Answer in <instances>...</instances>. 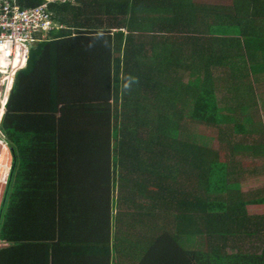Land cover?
I'll use <instances>...</instances> for the list:
<instances>
[{
	"label": "trees",
	"instance_id": "1",
	"mask_svg": "<svg viewBox=\"0 0 264 264\" xmlns=\"http://www.w3.org/2000/svg\"><path fill=\"white\" fill-rule=\"evenodd\" d=\"M50 10L63 28L31 49L1 121L12 163L0 264H264V214L248 213L264 190L240 186L264 135L230 134L262 124L248 112L264 78V0ZM218 86L231 95L221 104Z\"/></svg>",
	"mask_w": 264,
	"mask_h": 264
},
{
	"label": "built area",
	"instance_id": "2",
	"mask_svg": "<svg viewBox=\"0 0 264 264\" xmlns=\"http://www.w3.org/2000/svg\"><path fill=\"white\" fill-rule=\"evenodd\" d=\"M30 1V0H29ZM0 0V207L11 171V151L1 121L17 73L27 66L31 49L62 26L54 21L51 5L74 0Z\"/></svg>",
	"mask_w": 264,
	"mask_h": 264
},
{
	"label": "rangeland",
	"instance_id": "3",
	"mask_svg": "<svg viewBox=\"0 0 264 264\" xmlns=\"http://www.w3.org/2000/svg\"><path fill=\"white\" fill-rule=\"evenodd\" d=\"M217 70L219 72H221V70H219V69H217ZM217 70H215V71L213 70V73L215 74L214 76L219 77L220 74ZM187 80L188 79L185 78L184 82H186ZM252 87H253V90L257 96L256 102H258V105H257V108L252 110L250 113L248 112V115L251 114L252 116H254V115L258 114V116L260 117V119L262 121V124L261 125H259V124L247 125L246 124L245 127L247 129H252V128L255 129V132L250 134V135H247V134L242 135V134L230 132V134L233 138L232 140L234 142L249 143L252 140H259L260 141V137L262 135H264V78H260L258 80V82H256L255 85H252ZM226 91H227L226 87H223V88H220V86L216 87V99L220 104H221V101L224 100V98L231 97V95L225 94ZM203 130L206 133L205 136H207V137H211L210 136L211 133L214 132L213 128H207V129H203ZM187 137H188V140H190V141H196V142L199 141L198 143H201V144L208 143V140L206 138H202V136H199L197 134H191L190 133V134H188ZM222 139L224 141H226V139L224 137L219 136V140L217 138H214L213 142L210 140V143L212 144V146L214 148H219V146H222V144H223ZM225 149H227V150H225L223 152V154L227 153V155H228L229 154L228 147H226ZM240 162L243 163L242 166L240 167V169L242 168L243 170H247L245 175H243V177H241V179H240L241 191L245 194L246 193L248 194V193H258L259 191L264 190V167H263L264 166V158L261 161L260 159L258 160V159H253L252 157H249V158L241 159ZM252 162H253V165H251L249 167L244 166L246 163L250 164ZM248 213L251 215L252 214L262 215V214H264V206H251ZM112 239H114L113 234H112ZM195 245L191 244L190 242L185 243V246L188 248L195 247Z\"/></svg>",
	"mask_w": 264,
	"mask_h": 264
},
{
	"label": "clouds",
	"instance_id": "4",
	"mask_svg": "<svg viewBox=\"0 0 264 264\" xmlns=\"http://www.w3.org/2000/svg\"><path fill=\"white\" fill-rule=\"evenodd\" d=\"M73 3V2H72ZM61 26V25H60ZM62 28H63V26H62ZM61 29V28H60ZM11 163H12V159H11Z\"/></svg>",
	"mask_w": 264,
	"mask_h": 264
},
{
	"label": "crops",
	"instance_id": "5",
	"mask_svg": "<svg viewBox=\"0 0 264 264\" xmlns=\"http://www.w3.org/2000/svg\"><path fill=\"white\" fill-rule=\"evenodd\" d=\"M257 105H258V102H257Z\"/></svg>",
	"mask_w": 264,
	"mask_h": 264
}]
</instances>
